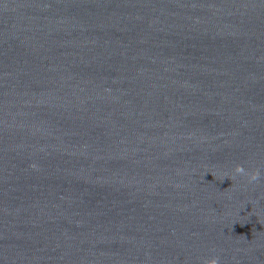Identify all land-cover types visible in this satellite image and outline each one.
I'll use <instances>...</instances> for the list:
<instances>
[{"label": "water", "instance_id": "water-1", "mask_svg": "<svg viewBox=\"0 0 264 264\" xmlns=\"http://www.w3.org/2000/svg\"><path fill=\"white\" fill-rule=\"evenodd\" d=\"M213 256L264 264V0H0V264Z\"/></svg>", "mask_w": 264, "mask_h": 264}, {"label": "clouds", "instance_id": "clouds-1", "mask_svg": "<svg viewBox=\"0 0 264 264\" xmlns=\"http://www.w3.org/2000/svg\"><path fill=\"white\" fill-rule=\"evenodd\" d=\"M214 175V174H213ZM247 176L249 179V182L257 181L260 178V172L259 170L253 171V172H246L244 167L241 165H236L234 168V174L232 177H228V179H234L235 176ZM221 180H224L223 177L220 178ZM203 264H219V257L213 256L211 258L205 259L203 261Z\"/></svg>", "mask_w": 264, "mask_h": 264}]
</instances>
